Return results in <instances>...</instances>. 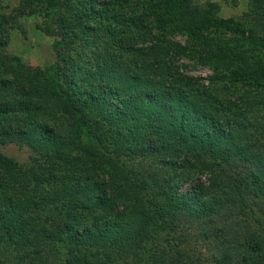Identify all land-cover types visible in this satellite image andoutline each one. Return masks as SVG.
Segmentation results:
<instances>
[{
  "label": "trees",
  "instance_id": "16d2710c",
  "mask_svg": "<svg viewBox=\"0 0 264 264\" xmlns=\"http://www.w3.org/2000/svg\"><path fill=\"white\" fill-rule=\"evenodd\" d=\"M247 2L243 20L196 0L0 12V145L30 150H0V264H264V0ZM31 17L53 64L7 53Z\"/></svg>",
  "mask_w": 264,
  "mask_h": 264
},
{
  "label": "rangeland",
  "instance_id": "374dc122",
  "mask_svg": "<svg viewBox=\"0 0 264 264\" xmlns=\"http://www.w3.org/2000/svg\"><path fill=\"white\" fill-rule=\"evenodd\" d=\"M198 3H211L214 11L225 18L243 20L248 11L247 0H196ZM19 0H0V12H10ZM22 28L11 31V41L7 48L8 54H15L33 66H45L56 61L53 48V38L46 35L40 28L42 21L38 17H31L22 21ZM199 74L205 68H195ZM203 74V73H202ZM205 75V74H204ZM0 150L20 161L28 158L30 150L15 143L0 145Z\"/></svg>",
  "mask_w": 264,
  "mask_h": 264
}]
</instances>
